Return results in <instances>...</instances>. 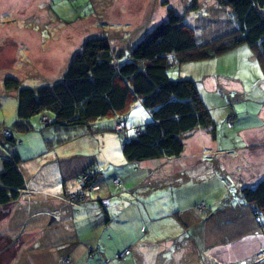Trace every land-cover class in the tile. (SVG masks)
Returning a JSON list of instances; mask_svg holds the SVG:
<instances>
[{
    "label": "rangeland",
    "instance_id": "obj_1",
    "mask_svg": "<svg viewBox=\"0 0 264 264\" xmlns=\"http://www.w3.org/2000/svg\"><path fill=\"white\" fill-rule=\"evenodd\" d=\"M194 4L196 6L192 7ZM168 6L183 15V21L193 28L198 43L212 40L236 27L229 8L219 6L215 0H0V171L2 159L17 154L20 159L18 168L25 177L19 197L0 206V264H125L116 255L126 246L127 233L113 225L108 230L104 229L103 221L105 212H109V205L102 208L99 198L95 197V191L99 190L96 178L99 174L104 185L112 187L111 190H114L113 184L120 186L113 182L114 174L132 183L143 180V175L147 173L138 168L139 161L128 162L124 159L121 144L151 121L148 111L136 101L127 112L96 120L88 129L47 125L50 115L45 111L43 117L46 118L41 121L44 126L38 124V114L29 120L31 129L18 131L15 128L16 91L5 90L3 81L11 77L22 86L51 84L60 78L61 69L85 39L107 36L114 47H120L121 43L123 46L134 43L166 18ZM186 7L191 8L187 13ZM244 47L248 49L246 45ZM237 51L239 54L222 58L220 62L229 61L231 64L224 67L222 64H211L210 72L224 70L229 74L230 71L242 74L253 82L260 68L258 63L252 60L250 64L247 61L249 54ZM181 65L185 67L181 78H188V74L193 73L192 68H187L190 63ZM178 71L179 64H173L168 69L169 77L178 79ZM257 87L259 84L256 83L249 89L248 94L254 99L262 98ZM231 99L233 104H243L244 108L252 105L249 101L237 98V103L234 97ZM233 119L234 116L229 114L227 123L231 125ZM222 122L226 127L225 119ZM219 127H222V123ZM5 130L12 134L13 141ZM223 130L220 144L224 148L244 144L242 136L233 133L234 129ZM188 142L185 145L187 151ZM94 159L96 163L91 162L83 167L86 169L93 164L96 171L94 180L89 182L91 186L87 187V184H83L84 175L76 174V169L83 162ZM190 162L186 158L170 163L185 165ZM225 164L221 167L225 172H221L222 169L218 171L211 161L200 168L196 178L208 180L202 186L211 185V194L208 195L212 198L220 200L218 196L226 192L225 202L218 206L221 214L216 218L223 217L221 221L230 223L231 214L225 213L226 206L232 205L227 209L237 207L241 197L234 179L237 177L236 164L232 160ZM118 179L120 182L121 179ZM218 180L220 183L215 184ZM146 181L144 179V185ZM195 192V197L205 194ZM78 193L83 194L81 200H73ZM196 207L199 215L205 217V203L200 202ZM253 219L257 223L254 216ZM217 223L215 218H211V224L215 225L212 229H217ZM80 224L84 227L77 234L74 226ZM176 229L180 231V228L173 227L161 238L170 237L172 243L178 239ZM231 236L207 230L202 240L196 239V246L203 258L200 263L208 264L210 259L213 264H221L213 259V255L219 252L224 257L233 256V253L238 255L239 250L235 249ZM168 247L169 256L166 246L162 245L165 250L162 264H173L174 259L178 260L171 245ZM250 248L251 255L257 247L251 245ZM245 254L243 252L242 256ZM240 262L232 257L222 264Z\"/></svg>",
    "mask_w": 264,
    "mask_h": 264
},
{
    "label": "trees",
    "instance_id": "obj_2",
    "mask_svg": "<svg viewBox=\"0 0 264 264\" xmlns=\"http://www.w3.org/2000/svg\"><path fill=\"white\" fill-rule=\"evenodd\" d=\"M215 2L229 8L236 27L212 40L198 43L183 15L168 6L166 18L134 43L114 47L107 36L85 39L51 84L22 86L15 78H5L4 89L16 91L15 128L28 131L29 120L38 114L44 126L41 116L47 111V125L88 129L96 120L127 112L139 100L151 121L122 142L124 159L180 156L187 134L209 126L213 133L214 123L195 82L170 78V66L215 58L246 45L264 74V0ZM185 9L187 13L191 8ZM9 139L13 141L12 134ZM19 162L17 154L2 159L0 206L16 200L24 188ZM240 193L264 228V175Z\"/></svg>",
    "mask_w": 264,
    "mask_h": 264
},
{
    "label": "crops",
    "instance_id": "obj_3",
    "mask_svg": "<svg viewBox=\"0 0 264 264\" xmlns=\"http://www.w3.org/2000/svg\"><path fill=\"white\" fill-rule=\"evenodd\" d=\"M121 45L123 47L122 43ZM244 46L241 45L215 58L190 62L189 67H187L189 70L192 68L193 73H189L186 79L190 78L195 82L199 95L208 108L214 123L213 133L210 126L198 127L185 137L184 149L180 156L160 155L157 158L139 161L138 168L147 173L143 175V180L141 179L140 182L135 183L134 181L132 183L130 180L114 174L112 180L120 178L121 187L113 184L114 190H111L112 187L105 186L103 179L98 174L96 183L99 185V190L95 191V197L99 198V204L102 208L109 205V212H105L103 221L104 229L108 230L111 228L110 225H113L127 233L126 246L123 250L130 248L128 255L130 257L124 259L125 264H148L143 263V261H149V264H162L165 257L164 251L169 252V245L174 249L172 252L174 251L178 258V260L174 259L173 264H201L203 258L202 255L200 256L199 248L196 245H198L197 240H202L203 236L207 234V230H213L222 236L232 235V241H235V249L239 250L238 255L233 253V256L227 257H224L220 252L219 254L215 253L213 259L218 260L219 263L222 264V262H227L232 257H236L238 262L248 260L253 264H264V228L255 222L251 208L240 193L242 187L254 185L264 175V74L260 68V70L257 69L256 80L251 82L242 74L230 71L227 74L224 70L210 72L211 70H209L211 64H222L223 67L231 64L232 62L229 63V61L220 62L222 58L239 54L237 50L249 54L247 61L251 64L254 59ZM184 68V66L179 65L178 76L180 78L184 74ZM256 83L259 84L257 89L259 92L261 91L262 98L254 99L248 94L249 89ZM232 97L235 100L238 98L240 101H249L252 105L246 108L243 104L238 106V100L236 101L237 105H235ZM229 114L234 116L231 125L227 123ZM224 119L226 127H223L222 120ZM221 123L222 127H219ZM223 129L225 131L234 129L233 133L242 136L244 144L239 147L224 148L220 144ZM188 140L189 150L187 151L185 145ZM195 156L197 159L193 160ZM229 156H235V158L230 159ZM174 158L176 160L188 158L191 162L185 165L170 163L175 160ZM57 159L59 158L57 157ZM208 160L212 161L214 168L217 167L218 171H221L222 164L226 166L225 162L230 163V160L236 164L237 177L234 179L237 182L236 189L240 193L241 199L236 204L237 207L233 206L232 209H227L232 205L226 206L225 213L230 212L231 214L230 223H227V220L221 221L224 219L223 217L216 218L219 217L218 214H221V209L218 206L225 202L226 192L218 196L220 200L212 198L211 195H208L211 194L209 190L211 185L202 186V184H207L208 180L196 178V173L200 171V168L210 163ZM91 162L96 163L97 161L94 159L83 162L76 169V174ZM221 172L225 171L222 169ZM127 177L129 176L127 175ZM144 179L147 180L146 186ZM214 183L218 184L220 180ZM63 185L65 187V183ZM195 190L205 192L204 196L195 197ZM102 200L107 205L103 202L105 204L103 206ZM200 202L206 205L205 217L200 216L198 209H196V205ZM211 218L218 221L216 230L212 229L215 225L211 224ZM74 219L77 217L74 216ZM83 227L84 225L80 224L74 226V229L78 234L79 231L83 230ZM173 227L180 228V231L176 229L178 239L170 243V237H161ZM142 229L144 230L143 233H141ZM164 231L166 232L163 233ZM241 240L244 242L240 243ZM165 242L168 244H164ZM162 245L166 246L165 250H163ZM251 245L257 248L250 255ZM243 252L246 254L242 256ZM133 253L134 255H132ZM169 255L170 253H168ZM213 263L208 259V264Z\"/></svg>",
    "mask_w": 264,
    "mask_h": 264
},
{
    "label": "built area",
    "instance_id": "obj_4",
    "mask_svg": "<svg viewBox=\"0 0 264 264\" xmlns=\"http://www.w3.org/2000/svg\"><path fill=\"white\" fill-rule=\"evenodd\" d=\"M42 118H43V119H42ZM42 118H41V121H44L46 117H43V116H42ZM41 123H42V122H41ZM228 124H229V122H228ZM121 125H122V123H120L119 127H121ZM229 125H230V124H229ZM5 131H6V130H5ZM6 132H7V131H6ZM6 134H9V132H7ZM9 135H10V134H9ZM94 173H96V171H95V169H94L93 164H90L89 167H87L86 169H83V170L80 172L81 175H84L85 181L83 180V184H84V183L87 184V187H88V186H91V185H89V182H90V180L93 178ZM78 176H80V175H78ZM113 182H114L115 184H117V183L120 184L118 178H114V179H113ZM82 197H83V194H82V193H78V194H76V196L73 198V200H75V201H79V200H81ZM202 203H203V202H202ZM102 205H103V206L105 205V204L103 203V201H102ZM199 208L201 209V207H199ZM256 220H258L257 217H256ZM128 254H129V248H126V249H124L123 251L119 252V253L116 255V257H117L118 260H123V259L125 258V256H127ZM240 264H248V263H247L245 260H242V261L240 262Z\"/></svg>",
    "mask_w": 264,
    "mask_h": 264
},
{
    "label": "water",
    "instance_id": "obj_5",
    "mask_svg": "<svg viewBox=\"0 0 264 264\" xmlns=\"http://www.w3.org/2000/svg\"><path fill=\"white\" fill-rule=\"evenodd\" d=\"M53 220V218H51V220L50 221H52Z\"/></svg>",
    "mask_w": 264,
    "mask_h": 264
}]
</instances>
